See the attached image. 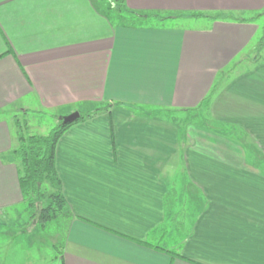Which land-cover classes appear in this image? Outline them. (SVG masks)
<instances>
[{"label": "crops", "instance_id": "obj_1", "mask_svg": "<svg viewBox=\"0 0 264 264\" xmlns=\"http://www.w3.org/2000/svg\"><path fill=\"white\" fill-rule=\"evenodd\" d=\"M123 1L197 24H123L94 0H0L1 264H264V36L252 68L215 90L238 55L250 62L264 0ZM203 106L243 138L163 114ZM30 109L86 113L56 143L66 211L48 241L10 153Z\"/></svg>", "mask_w": 264, "mask_h": 264}, {"label": "trees", "instance_id": "obj_2", "mask_svg": "<svg viewBox=\"0 0 264 264\" xmlns=\"http://www.w3.org/2000/svg\"><path fill=\"white\" fill-rule=\"evenodd\" d=\"M94 2L100 8L97 0ZM107 6L110 9L107 11L115 12V16L120 18H115L118 22L128 25L149 22L153 19L162 21L177 14L158 11L139 12L128 8L123 0H107ZM262 42L263 36L260 38L259 47ZM79 118H83V115L80 114L76 120ZM71 123L60 122L45 135L19 132L18 145L10 151L18 162L19 182L28 202V210L41 227L61 217L66 211L60 180L55 170V148L58 139Z\"/></svg>", "mask_w": 264, "mask_h": 264}, {"label": "rangeland", "instance_id": "obj_3", "mask_svg": "<svg viewBox=\"0 0 264 264\" xmlns=\"http://www.w3.org/2000/svg\"><path fill=\"white\" fill-rule=\"evenodd\" d=\"M98 5L103 8L104 10H106V12H109L107 10H110L107 6V0H97ZM111 17L114 20H118L120 19L119 17L115 16V12L111 13ZM188 15L185 14H175L172 15L171 17L164 19L162 21H157V20H149V22L147 23H165L167 25H184L187 27L190 26H195L197 23H195L196 21L192 18V17H187ZM185 17V18H183ZM118 18V19H115ZM256 23L259 25V30L256 34V36L253 38L252 42L247 46V50L245 51L246 56L249 58V61H244L243 63L237 62V60H239L241 57L240 55H238L229 65H227L224 68V71H222V73H220V75H218L217 79H216V86H215V90L219 89L222 85L226 84V83H230L232 82L235 78H237V76L242 73L243 69H251L252 68V64H254L253 62V55L255 54V52H257L255 50V45L257 41H260V38L262 36H264V13L260 14L256 17ZM81 114L83 115V118L85 117L86 113L84 114V112H81ZM164 115H166L168 118H171L172 120H176V121H182L183 123H192L193 125H197L199 127H202V124H206L208 123L209 126L211 127L209 130L211 133H215L218 136H222L225 138L231 137V139H238L241 140L243 138V131L241 130V128L235 124L232 125H226V124H221L218 123V121L210 118L208 116V112L207 109L203 106L199 109H197L196 111H194V113L192 114H185L184 112H180V111H174V112H163ZM66 114H64L63 112L60 114H57L56 112L50 111V110H32L30 109L26 114L23 113H16V117L18 120V124L16 127L13 128V131H18V132H22V133H29V134H39V135H45L47 134L53 127L57 126L60 122H62V118L63 116H65ZM13 127V126H12ZM216 135V136H217ZM244 137H247L246 135H244ZM241 138V139H240ZM241 145V144H239ZM234 146H232L233 148ZM241 148H243V145L241 146ZM48 187V186H47ZM50 189V187H49ZM48 189V190H49ZM60 218V217H59ZM59 218L57 217L55 220L50 221L49 223L45 224L43 227L39 226L40 229V233H42V235L44 236V240L43 241H48V238L50 236V234H52V232L54 231V228H56V223L59 220ZM25 219L24 216H22V218L18 220L19 223H21L23 220ZM5 221H8V219H6ZM18 223H16L15 226H11L10 227H6L7 229H13L15 230V227L17 226ZM9 226V225H8ZM18 240L17 243L18 245H20V247H17V251L19 250V252L24 253L22 250V245H25L26 242H24L25 237L27 236L26 234H22L19 233L18 234ZM4 237H2V235H0V245L2 246L6 241H3ZM50 240V239H49ZM38 242L35 243V245L33 246L34 249L37 247L36 244ZM45 246H43L41 248L42 252H47L50 253L51 251V246L49 247V245H46V242H44ZM3 252H0V264L4 259V255L2 254Z\"/></svg>", "mask_w": 264, "mask_h": 264}, {"label": "water", "instance_id": "obj_4", "mask_svg": "<svg viewBox=\"0 0 264 264\" xmlns=\"http://www.w3.org/2000/svg\"><path fill=\"white\" fill-rule=\"evenodd\" d=\"M78 117H79L78 111L71 112V113L63 116L62 123L63 124L70 123V122L74 121L75 119H77Z\"/></svg>", "mask_w": 264, "mask_h": 264}]
</instances>
